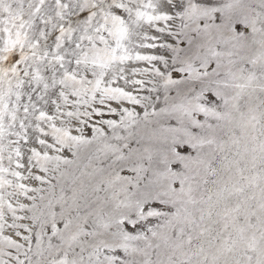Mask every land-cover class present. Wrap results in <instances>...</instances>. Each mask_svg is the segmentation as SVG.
I'll return each mask as SVG.
<instances>
[{"label":"snow or ice","instance_id":"obj_1","mask_svg":"<svg viewBox=\"0 0 264 264\" xmlns=\"http://www.w3.org/2000/svg\"><path fill=\"white\" fill-rule=\"evenodd\" d=\"M0 264H264V0H0Z\"/></svg>","mask_w":264,"mask_h":264}]
</instances>
